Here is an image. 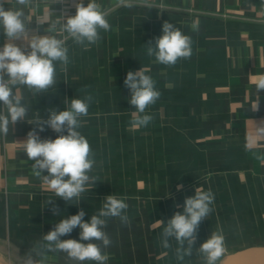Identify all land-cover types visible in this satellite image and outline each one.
I'll use <instances>...</instances> for the list:
<instances>
[{
	"label": "crops",
	"instance_id": "obj_1",
	"mask_svg": "<svg viewBox=\"0 0 264 264\" xmlns=\"http://www.w3.org/2000/svg\"><path fill=\"white\" fill-rule=\"evenodd\" d=\"M58 2L33 0L25 9L31 34L49 35L46 29L57 23L53 35L65 42L69 63L56 62V83L45 92L14 89L29 112L0 134V260L77 264L66 253L48 251L43 236L80 209L89 221L105 197L115 195L128 204L129 224L106 218L112 240L103 249L107 264H181L175 239L165 249L161 233L196 190H211L215 199L183 264H205L199 247L213 232L224 236L221 264L238 251L264 252V136L257 131L264 122V90L256 89L264 77V0H130L131 7L127 0H96L110 31L100 30L102 39L87 47L58 30L61 14L74 15L80 0ZM4 6L15 7V0ZM165 21L192 39L191 57L175 65L157 63L145 48L149 41L155 45ZM6 42L0 29V47ZM141 68L161 95L146 109L153 117L149 125L134 128L124 80ZM86 86L94 100L78 131L95 161L89 175L98 180L69 203L34 174L22 143L49 110L63 111L71 99H82ZM257 97L258 111L252 108ZM39 135L54 140L59 134L46 128ZM49 200L58 205V216L49 211ZM80 231L62 239H78Z\"/></svg>",
	"mask_w": 264,
	"mask_h": 264
},
{
	"label": "clouds",
	"instance_id": "obj_2",
	"mask_svg": "<svg viewBox=\"0 0 264 264\" xmlns=\"http://www.w3.org/2000/svg\"><path fill=\"white\" fill-rule=\"evenodd\" d=\"M32 3L33 0H15V7L6 10V0H0V29L7 38V42L0 47V134L5 136L9 133L10 124L24 121L29 112V107L22 103V97L14 89L23 86L34 94L45 92L56 83V62L64 65L69 63V50L65 42L53 35L57 31V23L48 26L46 31L49 35L31 34L25 21V9ZM58 3H63V0ZM126 6H132L130 0H127ZM75 8L74 15L61 14L58 30L67 33L77 45L87 47L97 44L102 39L100 30L110 31L106 14L96 0H89L87 6L80 0ZM193 28H196L195 24ZM16 41L26 43L18 46ZM145 48L147 55L154 56L157 63L175 65L178 60L191 57L192 39L175 25L165 21L162 24V35L155 38V45L149 41ZM124 86L130 89L129 103L135 108L131 126L147 127L153 117L146 113V109L155 104L161 95L156 89L155 81L141 68L135 72L128 71ZM256 89L258 92L264 90V77L256 82ZM83 91L85 96L82 99H71L65 110H49L48 118L35 123L37 127L27 133V139L22 143L23 152L29 160L34 161V174L42 177L44 184L57 197L69 203L74 199L79 201L81 194L92 188L98 180L89 175L95 161L91 158L92 150L88 140L78 131L81 126L80 118L88 115L89 106L94 100L87 92V86ZM252 108L259 110L258 97ZM46 128L58 133L57 138L42 140L39 133ZM257 131L260 136H264V122L257 126ZM182 187L178 186L177 190ZM214 199L211 190H196L194 196L185 198L183 212H175L163 227L160 243L163 248L168 249L171 247L169 239L174 238L178 245L175 257L181 264L186 257L192 256L199 226L212 212L210 205ZM47 204L54 215L60 214L55 200H49ZM127 209L128 204L123 198L108 195L102 207L91 215L89 221L85 222L86 212L83 209L61 219L43 236V241L46 242L44 246L48 251L66 253L77 264H84L86 261L107 264L109 257L103 249L110 247L112 240L104 230L106 218L118 217L122 224L128 225ZM77 227L82 230L78 239H62L70 236ZM199 252L204 257L205 264H221L225 253L224 236L213 232L200 245ZM29 264L33 262L29 261Z\"/></svg>",
	"mask_w": 264,
	"mask_h": 264
},
{
	"label": "water",
	"instance_id": "obj_3",
	"mask_svg": "<svg viewBox=\"0 0 264 264\" xmlns=\"http://www.w3.org/2000/svg\"><path fill=\"white\" fill-rule=\"evenodd\" d=\"M225 264H264V252L252 249L238 251L230 255Z\"/></svg>",
	"mask_w": 264,
	"mask_h": 264
},
{
	"label": "rangeland",
	"instance_id": "obj_4",
	"mask_svg": "<svg viewBox=\"0 0 264 264\" xmlns=\"http://www.w3.org/2000/svg\"><path fill=\"white\" fill-rule=\"evenodd\" d=\"M0 264H8L7 261L0 260Z\"/></svg>",
	"mask_w": 264,
	"mask_h": 264
}]
</instances>
